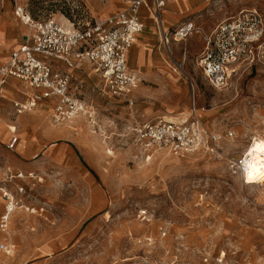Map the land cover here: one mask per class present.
<instances>
[{"label":"rangeland","instance_id":"rangeland-1","mask_svg":"<svg viewBox=\"0 0 264 264\" xmlns=\"http://www.w3.org/2000/svg\"><path fill=\"white\" fill-rule=\"evenodd\" d=\"M131 1L0 0V65L30 37L18 7L35 21L83 25L105 21ZM164 1L168 26L191 21L199 30L173 48L179 61L187 51L193 91L161 60L144 9L146 28L131 53L141 51L154 73L138 68L133 111L97 91L101 79L91 65L69 71L61 63L91 116L56 124L45 106L12 116L11 102L24 92L16 80L18 94L3 102L11 114L0 124L1 134L10 128L3 133L9 139L0 140V169L2 178L7 167L23 177L13 183L17 211L0 232V264H264V182L244 184L232 165L264 138V60L232 74L223 90L211 87L198 66L204 35L243 10L264 14V0ZM134 62L130 54L132 69ZM165 116L197 119L220 140L183 157L139 144L131 125ZM14 136L19 141L10 151Z\"/></svg>","mask_w":264,"mask_h":264},{"label":"built area","instance_id":"built-area-1","mask_svg":"<svg viewBox=\"0 0 264 264\" xmlns=\"http://www.w3.org/2000/svg\"><path fill=\"white\" fill-rule=\"evenodd\" d=\"M164 7V0H153L152 5L149 0H132L125 11L105 21L71 26L55 19L35 21L24 7H18L15 14L29 26L30 37L11 52L7 63L0 65V87L9 79H15L30 91L24 102L13 103L15 115L45 106L51 109V117L56 124L91 116L84 102L72 94V79L56 66L59 62L73 70L84 63L91 65L101 79L97 91L131 107L132 92L141 79L129 70L127 56L145 29L141 9L148 10L164 47L171 42H186L199 31L192 22H186L173 31H165L162 19ZM204 44L198 66L211 87L223 90L228 87L232 74L264 60V14L256 9L243 10L204 35ZM164 63L172 73L182 74L190 80L185 71V56L180 61L170 56ZM191 89L194 90L192 81ZM131 126L130 130L139 144L146 148L155 146L179 157L210 150L212 141L215 144L220 140V137L210 136L197 119L170 121L161 118L136 121ZM229 136L233 133L230 132ZM18 141V137H12L8 150L14 151ZM246 158L244 155L232 162L233 168L242 176L246 172ZM3 172L4 178L0 169V212L5 205L0 215V232L6 233L10 216L17 209L13 183L23 175L15 173L11 167ZM16 190L18 192V186ZM20 191L23 192V189ZM146 214L142 211L141 217ZM5 247L2 244L1 248Z\"/></svg>","mask_w":264,"mask_h":264},{"label":"crops","instance_id":"crops-1","mask_svg":"<svg viewBox=\"0 0 264 264\" xmlns=\"http://www.w3.org/2000/svg\"><path fill=\"white\" fill-rule=\"evenodd\" d=\"M142 9H144L146 12H147V14H149V12H148V10L146 9V8H142ZM142 9H141V12H140V15H141V18H142V21H143V23H144V26H145V28H146V17H145V14H144V12H142ZM150 15V14H149ZM171 15H174L175 16V14H173V13H171ZM169 18H173L174 19V17H172V16H169ZM150 19H151V21L154 23V21H153V19L150 17ZM162 19H163V13H162ZM187 22H191V21H187ZM163 23H164V28H165V31H167V32H170V31H173V30H175L176 28H178L179 26H181L182 24H184V23H186V22H184V23H182V24H180L179 26H177L176 28H173V27H170V26H168L167 25V23H166V21L165 20H163ZM154 25V29H155V34H157V36H158V38H159V47H158V54H159V56L161 57V60L164 62V60L166 59V58H168V57H170V56H172L173 58H175V56H174V51H173V48H174V46L175 45H179V44H181V43H175V42H171V44H169V46L168 47H164L163 46V44H162V42H161V39H160V37H159V34H158V31H157V28H156V25H155V23L153 24ZM147 40V37L146 38H143V41H146ZM21 45H23V44H21ZM21 45H19L18 47H20ZM158 45V44H157ZM205 46V45H204ZM17 47V48H18ZM17 48H15V49H17ZM15 49H13V50H15ZM12 50V51H13ZM133 50V48L129 51V53H128V56H127V64H128V67H129V70L131 71V72H133L134 74H136L138 77H139V75L137 74V71L139 72L140 70H138V68H140V69H146L145 70V72L144 73H154V72H152V70H151V67H149L148 66V68H145V66H146V64L147 65H149V63H147L145 60H144V56L142 55V53H141V51H139V50H137V48L136 49H134V51L131 53V51ZM203 50H204V48H203ZM11 51V52H12ZM11 52H10V54H9V56H8V58H7V62L9 61V59H10V55H11ZM203 52V51H202ZM201 52V53H202ZM130 54H131V56H132V58L133 57H135V62H134V65L132 64V66H134L135 68H131L130 67V65H129V58H130ZM186 55H187V51H186V53H185V57H186ZM183 56V57H184ZM182 57V58H183ZM176 59V58H175ZM177 60V59H176ZM182 60V59H181ZM6 62V63H7ZM60 70H62L61 69V62H59V63H57V65H56ZM91 68H92V70H93V72H95V73H97L96 71H95V69L91 66ZM67 69L69 70V71H73V69H69L68 67H67ZM66 73V72H65ZM98 74V73H97ZM69 75V74H68ZM99 75V74H98ZM100 76V75H99ZM140 78V77H139ZM142 82V81H141ZM140 82V83H141ZM22 84V83H21ZM21 84H19V83H17L16 82V80L15 79H9L8 81H7V83L4 85V86H2V87H0V124L2 123V121L4 120L3 118H4V116L5 115H10L11 113L9 112V110L8 109H6V107H5V105H4V101L5 100H7V95L8 94H10V95H12V96H16L17 94H18V91H19V85H21ZM140 85V84H139ZM139 85L137 86V88L132 92V95H131V100H132V102H133V105L130 107V106H128L127 104V106L129 107V109L130 110H134V107H135V104H136V97H135V93H136V91H137V89L139 88ZM22 88H23V90H24V92H22V95H23V100H17V99H14L12 102H11V109H12V116H13V114H14V116H15V111H14V108H13V103H15V102H24L25 101V99H26V96L30 93V91L22 84ZM158 119H161V118H158ZM158 119H155V120H158ZM155 120H147V121H155ZM3 133H5V132H2V134ZM1 133H0V135H2ZM3 136H4V134H3ZM5 138H6V136H4L3 137V139H0L1 140V142L4 144L9 138H7L6 139V141H5ZM11 142V139L9 140V142L6 144V148L8 147V145H9V143ZM17 147V146H16ZM8 149V148H7Z\"/></svg>","mask_w":264,"mask_h":264},{"label":"bare ground","instance_id":"bare-ground-1","mask_svg":"<svg viewBox=\"0 0 264 264\" xmlns=\"http://www.w3.org/2000/svg\"><path fill=\"white\" fill-rule=\"evenodd\" d=\"M66 26H71V25H66ZM163 119L170 120V121H186L187 120L185 118L184 119H180V118L172 119V118H169L168 116L163 117ZM9 129L10 128L8 125L4 127L5 132H8ZM244 155L247 156L246 172L242 176L244 184L253 185L254 183L264 182V138L263 137L255 138L252 144H250L248 148L246 149ZM16 211H13L12 213ZM7 253L10 254L12 253V251L8 250Z\"/></svg>","mask_w":264,"mask_h":264}]
</instances>
